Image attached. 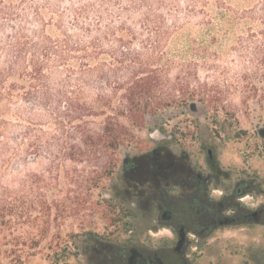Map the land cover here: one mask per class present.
Instances as JSON below:
<instances>
[{
	"label": "rangeland",
	"instance_id": "374dc122",
	"mask_svg": "<svg viewBox=\"0 0 264 264\" xmlns=\"http://www.w3.org/2000/svg\"><path fill=\"white\" fill-rule=\"evenodd\" d=\"M209 1L207 16L187 18L186 10L176 13L184 25L154 62L162 76L154 95L164 98V105L142 126L121 118L130 132L123 150L111 156L99 146L71 149V144L80 143L75 139L78 121H54L42 112L38 150L31 146L32 135L22 151L0 152V264H83V249L93 236L128 246L153 247L164 242L166 228L144 226L140 212L113 195L121 184L120 164L126 152L134 155L155 147L157 142L149 133L156 128L166 132L173 126L180 132L195 124L199 129L218 125L222 161L242 167L250 164L253 175L264 179L258 133L264 126V21L245 17L259 0H225L219 7L218 0ZM113 11L119 16L118 10ZM168 12L162 11L169 16ZM122 13L120 21L105 18L103 30L121 21L141 30L142 13ZM93 30L77 32L91 40L99 33L96 27ZM122 93L111 88L103 93L96 83L86 86L83 96L94 113L84 118L83 127L92 134L100 131L118 108ZM104 94L112 95L113 105L106 103ZM15 132L10 134L13 145ZM51 135L56 142L69 144L51 149ZM248 147L251 152H246ZM263 199L264 194L253 193L247 197L248 205L255 208ZM191 237L196 264H264L262 222L226 225L199 244L197 236Z\"/></svg>",
	"mask_w": 264,
	"mask_h": 264
},
{
	"label": "trees",
	"instance_id": "16d2710c",
	"mask_svg": "<svg viewBox=\"0 0 264 264\" xmlns=\"http://www.w3.org/2000/svg\"><path fill=\"white\" fill-rule=\"evenodd\" d=\"M209 4V0H0V152L22 151L32 135L31 146L38 150L42 112L54 121H78L75 139L80 143L71 144V149L99 146L111 156L123 150L130 132L121 118L142 126L164 105V98L154 95L162 78L154 62L166 53L169 40L184 25L176 13L186 10L187 18L207 16ZM217 4L226 2L218 0ZM163 10L170 11L169 16ZM122 12L142 13L141 30L127 21L103 30L105 18L120 21ZM246 12L249 15L245 17L264 21V0ZM93 27L99 30L98 35L91 40L83 38ZM105 40L110 42L108 46ZM93 83L103 93L107 88L123 93L118 108L100 131L92 134L82 123L94 113L83 96L85 87ZM104 95L106 103L113 105L112 95ZM13 129L15 145L10 136ZM50 138L51 149L69 144L56 142L55 135ZM118 159L113 157L116 163ZM123 167L124 159L119 181L126 187L131 181L123 177Z\"/></svg>",
	"mask_w": 264,
	"mask_h": 264
},
{
	"label": "flooded vegetation",
	"instance_id": "af4514ba",
	"mask_svg": "<svg viewBox=\"0 0 264 264\" xmlns=\"http://www.w3.org/2000/svg\"><path fill=\"white\" fill-rule=\"evenodd\" d=\"M193 127L179 132L171 126L155 147L134 155L127 151L122 174L131 182L113 192L140 212L144 226L166 228L165 241L128 246L91 237L83 264H196L191 235L199 244L226 225L264 223V199L255 208L247 200L253 193L264 194V179L253 175L250 164L222 161L218 125ZM258 133L264 151V126Z\"/></svg>",
	"mask_w": 264,
	"mask_h": 264
},
{
	"label": "water",
	"instance_id": "95a60500",
	"mask_svg": "<svg viewBox=\"0 0 264 264\" xmlns=\"http://www.w3.org/2000/svg\"><path fill=\"white\" fill-rule=\"evenodd\" d=\"M150 137L156 141H160L165 138V133L160 129H154L149 133Z\"/></svg>",
	"mask_w": 264,
	"mask_h": 264
}]
</instances>
